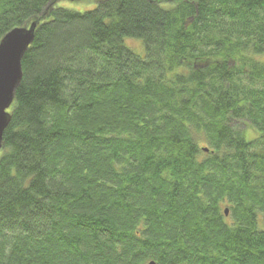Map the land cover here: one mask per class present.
<instances>
[{"label": "trees", "instance_id": "trees-1", "mask_svg": "<svg viewBox=\"0 0 264 264\" xmlns=\"http://www.w3.org/2000/svg\"><path fill=\"white\" fill-rule=\"evenodd\" d=\"M37 19L0 264H264V0H0V41Z\"/></svg>", "mask_w": 264, "mask_h": 264}, {"label": "water", "instance_id": "water-1", "mask_svg": "<svg viewBox=\"0 0 264 264\" xmlns=\"http://www.w3.org/2000/svg\"><path fill=\"white\" fill-rule=\"evenodd\" d=\"M38 22L39 19L32 21L28 26L15 27L0 41V154L5 128L11 120L9 110L14 103L17 87L23 78L22 59L34 40ZM227 212L228 209L225 213Z\"/></svg>", "mask_w": 264, "mask_h": 264}, {"label": "rangeland", "instance_id": "rangeland-1", "mask_svg": "<svg viewBox=\"0 0 264 264\" xmlns=\"http://www.w3.org/2000/svg\"><path fill=\"white\" fill-rule=\"evenodd\" d=\"M135 40H138V39H135ZM140 41V40H139ZM130 44V43H129ZM138 43H134V46L137 45ZM140 52V51H139ZM241 126H244L246 127V125H241Z\"/></svg>", "mask_w": 264, "mask_h": 264}, {"label": "bare ground", "instance_id": "bare-ground-1", "mask_svg": "<svg viewBox=\"0 0 264 264\" xmlns=\"http://www.w3.org/2000/svg\"><path fill=\"white\" fill-rule=\"evenodd\" d=\"M227 209V208H226ZM226 209H225V212H226Z\"/></svg>", "mask_w": 264, "mask_h": 264}]
</instances>
